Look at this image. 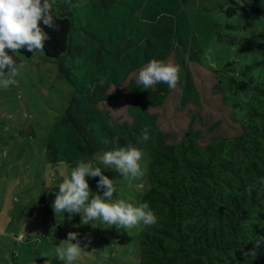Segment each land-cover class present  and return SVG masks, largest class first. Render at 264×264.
Listing matches in <instances>:
<instances>
[{"label": "trees", "instance_id": "1", "mask_svg": "<svg viewBox=\"0 0 264 264\" xmlns=\"http://www.w3.org/2000/svg\"><path fill=\"white\" fill-rule=\"evenodd\" d=\"M185 4L186 0H71L69 5L55 0L60 30L45 29L51 38L43 51H20L28 58L57 63L60 75L75 89L66 111L52 124L46 160L89 159L99 167L95 158L105 150L131 143L149 152L146 190L138 191L135 206L148 202L158 221L143 225L138 234L137 264H264V241L257 246L258 238L264 237V184L259 183L264 178V49L250 53L245 62L224 66L238 71L243 83L234 76L222 86L240 126L237 134L204 145L201 131L191 127L180 142H168L150 111L163 105L171 91L163 83L144 89L136 79L129 81L130 119L100 108L102 102L121 97L122 89L113 88L132 72L151 59L167 61L172 55L180 69L182 100L199 101L189 63H205L206 51ZM143 129L149 139L141 142L137 138ZM101 170L121 182L123 176L115 169ZM249 185L256 186L251 196L245 192Z\"/></svg>", "mask_w": 264, "mask_h": 264}, {"label": "rangeland", "instance_id": "2", "mask_svg": "<svg viewBox=\"0 0 264 264\" xmlns=\"http://www.w3.org/2000/svg\"><path fill=\"white\" fill-rule=\"evenodd\" d=\"M230 7L238 11L229 12ZM185 9L206 51L205 63H189L199 101L184 103L178 80L163 105L152 106L150 111L157 115L168 142H180L192 127L201 131L200 142L205 145L213 138L240 131L222 86L234 76L239 85L243 83L238 71L224 66L230 61L245 62L250 53L264 49V0H186ZM234 38L241 41L232 43ZM10 54L16 58L20 74L16 84L0 88V264H65L55 249L70 231L78 234L82 247L75 264H137L142 224L118 230L94 220V227L81 224L80 214L54 212L52 205L59 190L56 185L78 162L91 161L49 163L45 156L52 124L66 111L75 89L60 75L57 63L38 56L28 58L20 52ZM168 60L178 65L175 55ZM239 64L233 65L240 68ZM136 73L113 88L122 89L118 100L104 101L100 108L116 118L130 119L133 95L128 83L136 79ZM141 151L143 176L134 180L122 177L119 184L113 181L118 184L114 200L124 199L135 206L138 191L146 190L143 179L149 152ZM95 161L105 168L100 157ZM86 179L90 193L95 195L99 177ZM21 234L28 238L18 242Z\"/></svg>", "mask_w": 264, "mask_h": 264}, {"label": "clouds", "instance_id": "3", "mask_svg": "<svg viewBox=\"0 0 264 264\" xmlns=\"http://www.w3.org/2000/svg\"><path fill=\"white\" fill-rule=\"evenodd\" d=\"M64 2L71 5V0ZM54 4L55 0H0V88L7 89L16 84L15 78L20 74L16 58L10 53L20 52L21 49L31 53L43 51L45 42L51 38L45 29L60 30L55 20ZM179 71V66L171 60L154 58L137 70L136 81L144 89L154 87L158 83L174 89L178 83ZM137 139L141 142L148 140V130L143 129L142 135ZM142 156V151L129 143L103 151L100 159L105 168L112 166L121 176L134 180L143 176L140 163ZM86 177H99L95 195L90 193ZM259 183L264 184V178H261ZM56 186L59 190L55 193L52 205L54 212L80 214L81 224L99 220L109 227L127 230L138 224L152 226L158 221L148 202L133 206L124 199L114 200L116 188L113 180L104 175L101 167L95 166L91 161L78 162L70 174L64 175L62 182ZM255 187L249 185L245 192L251 196ZM77 236L76 232L70 231L67 239L62 240L61 246L55 249L57 258L65 264H75L81 256L82 247ZM261 241H264V237L258 238L257 246ZM18 242H23V237H20ZM252 255H255L254 251Z\"/></svg>", "mask_w": 264, "mask_h": 264}, {"label": "built area", "instance_id": "4", "mask_svg": "<svg viewBox=\"0 0 264 264\" xmlns=\"http://www.w3.org/2000/svg\"><path fill=\"white\" fill-rule=\"evenodd\" d=\"M20 237H23V239L25 238V236H24L23 234H21V235L19 236V238H20Z\"/></svg>", "mask_w": 264, "mask_h": 264}]
</instances>
